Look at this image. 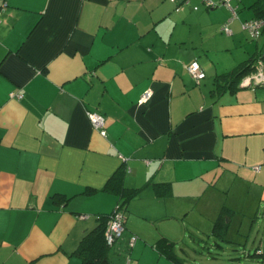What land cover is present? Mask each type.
<instances>
[{
  "label": "crops",
  "instance_id": "obj_1",
  "mask_svg": "<svg viewBox=\"0 0 264 264\" xmlns=\"http://www.w3.org/2000/svg\"><path fill=\"white\" fill-rule=\"evenodd\" d=\"M256 1L231 0L227 35L229 10L205 0H0V264H82L81 238L117 207L106 186L118 171L138 193L110 264H264L190 245L216 241L227 207L235 247L264 210V85L213 92L264 52V31L255 41L241 26Z\"/></svg>",
  "mask_w": 264,
  "mask_h": 264
},
{
  "label": "trees",
  "instance_id": "obj_2",
  "mask_svg": "<svg viewBox=\"0 0 264 264\" xmlns=\"http://www.w3.org/2000/svg\"><path fill=\"white\" fill-rule=\"evenodd\" d=\"M251 9L256 12L257 15L256 18H263L264 0H257L251 6ZM261 54L262 52L259 53L256 57H252L249 60L241 63L233 71L227 74L216 76L214 83L215 90L213 92L219 94L224 90L233 91L236 88H238L242 78L253 72L255 68V63ZM106 189L108 190L111 189L115 191L117 194H119L120 198L117 206H119V208L123 212L126 210L128 203L132 199H134V197H136L138 193L137 192L138 190L136 189H127L123 186L121 180V173L119 171L111 178L110 182H108ZM52 199L56 203L62 201V199L57 195H54ZM111 214L112 212L107 215L99 216L98 226L94 230L87 232L81 238L75 253L82 260V264H110L108 260V250L110 249V247H108L106 244L104 233H105L106 224ZM232 214L233 212L230 209H228L227 207H223L217 219L213 223L212 236L215 237L216 241L214 243L216 247H218L219 249H222L220 244L221 242L223 243L229 242L226 241L225 235ZM173 245H174L173 242L169 241L168 239L162 238L157 241L156 249L161 255H164L174 260ZM257 251L258 249H255L254 254L251 256L261 258V262H262L263 257L257 254Z\"/></svg>",
  "mask_w": 264,
  "mask_h": 264
},
{
  "label": "built area",
  "instance_id": "obj_3",
  "mask_svg": "<svg viewBox=\"0 0 264 264\" xmlns=\"http://www.w3.org/2000/svg\"><path fill=\"white\" fill-rule=\"evenodd\" d=\"M170 2L174 3L175 0H169ZM186 1V0H184ZM206 4L208 6H218L222 5L225 6L229 12H230V18L222 26V31L227 34L231 35L232 30L229 28V24L237 19V10L231 6V0H223L222 2L218 4H214L209 0H205ZM242 29L247 32L249 38L251 40H257L261 33L264 31V17L263 18H257V19H252L248 21H244L242 24ZM187 71L190 74V76L198 83L201 80L205 78V73L204 71L200 68L199 64L197 62H193L187 67ZM264 85V53H262L256 63H255V68L253 72L250 74L246 75L244 78H242L240 82V86H245V87H256V86H262ZM151 91H147L143 94V96L139 100V104L143 105L147 103L150 98H151ZM19 96L18 98H20ZM87 117L88 120L94 130H96L101 136L106 135V131L104 129L105 126V118L103 115L97 113V112H87ZM255 171L259 170V167L254 168ZM82 218H85L83 216ZM125 216L123 211L117 206L114 211L112 212L106 228H105V233H104V238L106 241V244L108 247H111L114 245V243L121 238V236L124 233L125 230ZM137 237L133 236L131 238L130 246H133L135 243Z\"/></svg>",
  "mask_w": 264,
  "mask_h": 264
},
{
  "label": "rangeland",
  "instance_id": "obj_4",
  "mask_svg": "<svg viewBox=\"0 0 264 264\" xmlns=\"http://www.w3.org/2000/svg\"><path fill=\"white\" fill-rule=\"evenodd\" d=\"M253 220L254 224L252 228V234H250V238L248 240L243 238L242 243L240 244L243 246L239 247L235 245V247H231V245L223 243L222 249L217 250V248L213 246L215 242L214 240H212L211 238L210 240H208L204 238V236H197V238L204 241V243L201 242L202 244H200V242L196 240H191V249L193 248L197 252L205 255L210 253L211 257H219L218 259H221V261L223 262H229L232 257H235L236 259H241V254H243V252H245V254L250 253L251 255H253L255 249L259 247L260 244H262V248L264 249V210L263 213H260L258 215V218H254ZM243 248L245 250H243ZM235 249L237 251H235ZM187 253L193 256L192 250L187 251Z\"/></svg>",
  "mask_w": 264,
  "mask_h": 264
},
{
  "label": "water",
  "instance_id": "obj_5",
  "mask_svg": "<svg viewBox=\"0 0 264 264\" xmlns=\"http://www.w3.org/2000/svg\"><path fill=\"white\" fill-rule=\"evenodd\" d=\"M252 228H253V223L250 225V227L248 228V234L245 236V239L246 240H248V238H249V236H250V234H252ZM261 241V240H260ZM228 243H230V242H228ZM221 244V248H222V244H223V242H221L220 243ZM227 244V243H226ZM232 244V243H231ZM241 243H233V245H237V246H243V245H240ZM218 248V247H217ZM256 249H258V251H257V254H259L260 256H262L263 257V263H264V250H263V248H262V244H260L259 245V247H257ZM235 251H237L236 249H235Z\"/></svg>",
  "mask_w": 264,
  "mask_h": 264
}]
</instances>
